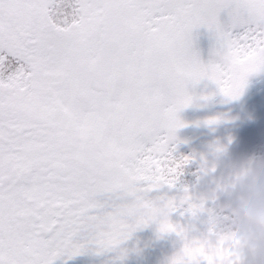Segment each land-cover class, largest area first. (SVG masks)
Returning a JSON list of instances; mask_svg holds the SVG:
<instances>
[{
  "label": "snow or ice",
  "instance_id": "obj_1",
  "mask_svg": "<svg viewBox=\"0 0 264 264\" xmlns=\"http://www.w3.org/2000/svg\"><path fill=\"white\" fill-rule=\"evenodd\" d=\"M261 71L264 0H0V264L112 251L161 213L183 238L190 191L164 190L190 163L173 155L187 88L235 100Z\"/></svg>",
  "mask_w": 264,
  "mask_h": 264
},
{
  "label": "clouds",
  "instance_id": "obj_2",
  "mask_svg": "<svg viewBox=\"0 0 264 264\" xmlns=\"http://www.w3.org/2000/svg\"><path fill=\"white\" fill-rule=\"evenodd\" d=\"M222 153L217 148L213 161L202 165L187 198L193 224L178 238L181 247L169 264H264V155L220 168ZM165 219L161 213L149 222L160 236L173 234L161 231Z\"/></svg>",
  "mask_w": 264,
  "mask_h": 264
},
{
  "label": "rangeland",
  "instance_id": "obj_3",
  "mask_svg": "<svg viewBox=\"0 0 264 264\" xmlns=\"http://www.w3.org/2000/svg\"><path fill=\"white\" fill-rule=\"evenodd\" d=\"M214 43L211 34L204 28L193 33V50L204 64L215 59ZM187 93L193 100L189 107L178 113L185 126L176 132V151L173 155L177 160L187 157L190 163L183 169L177 187L164 190L175 197L183 195L185 187L190 192L193 190L201 178L202 165L213 161L217 148L223 149L219 158L220 168L239 166L252 156L264 155V71L250 75L242 95L235 100L224 97L217 86L207 79L190 84ZM212 118H218L220 122L207 125L205 122ZM170 220L183 224L187 215L181 217L177 212Z\"/></svg>",
  "mask_w": 264,
  "mask_h": 264
},
{
  "label": "flooded vegetation",
  "instance_id": "obj_4",
  "mask_svg": "<svg viewBox=\"0 0 264 264\" xmlns=\"http://www.w3.org/2000/svg\"><path fill=\"white\" fill-rule=\"evenodd\" d=\"M179 243L174 233L160 236L157 224L150 223L132 232L115 250L96 254L95 249L90 248L72 258L60 257L55 264H169L181 247Z\"/></svg>",
  "mask_w": 264,
  "mask_h": 264
},
{
  "label": "trees",
  "instance_id": "obj_5",
  "mask_svg": "<svg viewBox=\"0 0 264 264\" xmlns=\"http://www.w3.org/2000/svg\"><path fill=\"white\" fill-rule=\"evenodd\" d=\"M225 118V117H224ZM169 195V194H168ZM170 196V195H169Z\"/></svg>",
  "mask_w": 264,
  "mask_h": 264
}]
</instances>
